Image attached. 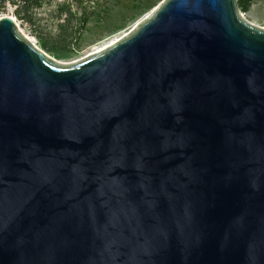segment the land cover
<instances>
[{
  "label": "water",
  "instance_id": "water-1",
  "mask_svg": "<svg viewBox=\"0 0 264 264\" xmlns=\"http://www.w3.org/2000/svg\"><path fill=\"white\" fill-rule=\"evenodd\" d=\"M0 264H264V29L163 0L55 63L0 17Z\"/></svg>",
  "mask_w": 264,
  "mask_h": 264
},
{
  "label": "rangeland",
  "instance_id": "rangeland-1",
  "mask_svg": "<svg viewBox=\"0 0 264 264\" xmlns=\"http://www.w3.org/2000/svg\"><path fill=\"white\" fill-rule=\"evenodd\" d=\"M38 1L33 17L28 19L27 14L19 10L15 15L17 21L27 34L35 38L36 46L55 63L71 64L101 49L115 40L121 31L129 30L135 23L152 15L163 0ZM65 5L75 13L79 22L67 21L65 12L58 13ZM2 12L12 11L4 8L0 9V14ZM240 15L247 23L264 29V0H252L246 11L240 10ZM46 41L50 48L44 47Z\"/></svg>",
  "mask_w": 264,
  "mask_h": 264
},
{
  "label": "trees",
  "instance_id": "trees-1",
  "mask_svg": "<svg viewBox=\"0 0 264 264\" xmlns=\"http://www.w3.org/2000/svg\"><path fill=\"white\" fill-rule=\"evenodd\" d=\"M25 1H26L27 3H29V5L24 9V10H25V11H24V14H25V15L27 14L26 17L29 19L31 16L33 17L32 12H34V10H30V8H31L32 6H33V7H34V6L37 7V5H39V1H38V0H25ZM251 1H252V0H237L238 8H239L242 12L246 11V10L249 8V6H250ZM30 3H32L33 5L30 4ZM34 9H35V7H34ZM62 12H65V13H66L65 18H66L67 21H70V20L74 19L75 23H76V22H79L78 17L75 16V13L72 12V11L69 9V7H67L66 5L63 6V7H61V8L58 10V13H59V14H61ZM23 16H24V15H23ZM32 20H34V19L32 18ZM43 44H44V47L50 48V47H49V44H48L47 41L44 42Z\"/></svg>",
  "mask_w": 264,
  "mask_h": 264
},
{
  "label": "bare ground",
  "instance_id": "bare-ground-1",
  "mask_svg": "<svg viewBox=\"0 0 264 264\" xmlns=\"http://www.w3.org/2000/svg\"><path fill=\"white\" fill-rule=\"evenodd\" d=\"M1 16H8V17H10L14 22H15V25L17 26V29H18V31L24 36V37H26L31 43H33L34 45H36V40H35V38L32 36H30L29 34H27V32L20 26V23H19V21H17V19H16V17H15V15H13V14H11V13H5V12H2L1 14H0V17ZM139 23H141V22H137V23H135L129 30H127V31H121L120 32V34H119V36L115 39V40H112V41H110L108 44H106L104 47H102L101 49H98L97 51H95V52H93V53H91V54H89L88 56H90V55H93V54H95V53H97V52H99V51H101V50H103V49H105V48H107V47H109V46H111L112 44H114L115 42H117V41H119L121 38H123V37H125L127 34H129L131 31H133L137 26H138V24ZM88 56H84V57H82V58H86V57H88ZM81 58V59H82ZM75 62V61H74Z\"/></svg>",
  "mask_w": 264,
  "mask_h": 264
},
{
  "label": "built area",
  "instance_id": "built-area-1",
  "mask_svg": "<svg viewBox=\"0 0 264 264\" xmlns=\"http://www.w3.org/2000/svg\"><path fill=\"white\" fill-rule=\"evenodd\" d=\"M28 5L29 3H27L25 0H0V9L5 8L6 10L12 11L11 13L13 15H16V13H18L19 10L23 11L24 13L25 11L24 9ZM30 10H34V7L32 6Z\"/></svg>",
  "mask_w": 264,
  "mask_h": 264
}]
</instances>
